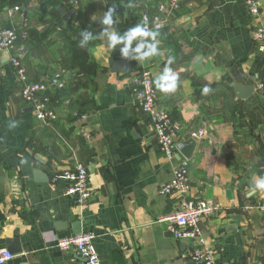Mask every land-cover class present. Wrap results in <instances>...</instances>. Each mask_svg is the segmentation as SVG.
<instances>
[{"label": "crops", "instance_id": "0c3cea01", "mask_svg": "<svg viewBox=\"0 0 264 264\" xmlns=\"http://www.w3.org/2000/svg\"><path fill=\"white\" fill-rule=\"evenodd\" d=\"M165 1L0 0V28L26 32L12 54L28 80L60 72L65 81L50 92L56 119L39 121L20 96L11 53L0 54V252L12 254L3 264H84L56 244L80 232L94 236L101 264H195L191 242L172 237L159 219L180 199L160 194V184L184 157L159 151L132 93L139 71L152 77L175 144L190 145L187 199L218 206L200 220L216 264H264V214L256 207L264 193L252 190L264 177V94L256 89L264 54L254 37L264 0H256L257 18L247 0L184 1L146 44L157 54L137 52V38L127 55L126 42L110 47L109 35L126 37L141 9L152 13ZM166 66L179 76L175 91L158 87ZM75 162L88 171L83 208L55 179Z\"/></svg>", "mask_w": 264, "mask_h": 264}, {"label": "built area", "instance_id": "2783aa9c", "mask_svg": "<svg viewBox=\"0 0 264 264\" xmlns=\"http://www.w3.org/2000/svg\"><path fill=\"white\" fill-rule=\"evenodd\" d=\"M70 4H77V0H66ZM141 4V0H133ZM188 0H166L160 2L157 9L149 13L145 9L140 10L139 26L150 32L157 33L165 24V16L171 10H178L181 4ZM190 4V2H188ZM249 13L252 18H257L258 2L247 0ZM16 6L14 10H18ZM26 32H18L12 27L0 28V54H10V64L20 82V96L32 110L34 117L39 121H50L56 119L57 115L52 107L51 93L53 90H60L65 87L60 72H53L46 81H30L27 78L24 67L15 52L16 42L24 38ZM254 37L258 41V49L264 54V26L257 24L254 29ZM153 40L149 37H137L138 46L145 45ZM132 93L137 105L144 113L155 134L156 144L159 151L168 159L174 158L177 154L174 127L167 112L159 109L156 105L157 90L153 84L151 75L147 71L135 73L130 80ZM256 89L264 94V80L256 85ZM202 135L198 132L193 136ZM189 160L180 158L173 169L172 178L160 184L159 193L166 196L179 195L180 199L176 206L159 219L165 225L166 231L177 240L191 242L192 249L189 257L195 264H216L212 250L209 248L206 238L201 232L200 220L203 217L213 215L217 210V204L208 199L197 201L188 200L189 184ZM62 179L65 182V195L72 198L74 203L81 208L85 207L90 197L88 183V171L82 162H75L72 167L62 171L55 179ZM264 214V201L256 206ZM94 236L87 232L75 233L62 237L56 241L60 250H72L78 254L84 264H101L93 246ZM12 254L3 250L0 252V264L8 260Z\"/></svg>", "mask_w": 264, "mask_h": 264}, {"label": "clouds", "instance_id": "9594fccd", "mask_svg": "<svg viewBox=\"0 0 264 264\" xmlns=\"http://www.w3.org/2000/svg\"><path fill=\"white\" fill-rule=\"evenodd\" d=\"M113 11H114V8L110 9L109 12L106 14L107 19L105 20V23H107V24L112 23L111 16H112ZM149 36H151L153 39H155L156 33L150 32V31L146 30L145 28L137 25L130 32H128L126 37H120L117 34L109 35L110 47L114 48L117 43L126 42L127 47L124 49V54L127 55L128 47L131 46V43L135 38H137V37H149ZM87 38H90V37H87ZM145 47H148L149 51L142 53L143 56L149 57V56H153V55L157 54L156 46L151 45V44L145 45L144 43H141L137 47L136 51L141 52L142 49ZM171 62L172 61L169 60V64ZM178 79H179L178 74L173 73V70L170 67L166 66L165 70H164V75L160 78L161 82L159 83L158 87L161 88L162 90H164L165 92L175 91L177 88ZM208 92H209V88L205 87L204 93L207 94ZM254 180H255V182L252 185V190L253 191L259 190L262 193H264V177H258V178H255Z\"/></svg>", "mask_w": 264, "mask_h": 264}, {"label": "water", "instance_id": "95a60500", "mask_svg": "<svg viewBox=\"0 0 264 264\" xmlns=\"http://www.w3.org/2000/svg\"><path fill=\"white\" fill-rule=\"evenodd\" d=\"M189 140L192 143V142H194L197 139H196V137L193 136ZM176 149H177V152H179L184 158H188L189 157L188 156L189 155L188 153H189V151H190L191 148H190V145L187 142L181 141V142L177 143L176 144ZM178 157L180 158V156H178Z\"/></svg>", "mask_w": 264, "mask_h": 264}]
</instances>
